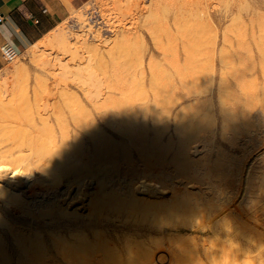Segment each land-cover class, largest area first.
Instances as JSON below:
<instances>
[{"label":"bare ground","instance_id":"obj_1","mask_svg":"<svg viewBox=\"0 0 264 264\" xmlns=\"http://www.w3.org/2000/svg\"><path fill=\"white\" fill-rule=\"evenodd\" d=\"M118 1H123L124 7L127 8L132 4L131 1L133 2ZM181 1L183 3L184 0H150L154 9L155 6L161 9L159 12L153 11L154 14L150 13L159 15L162 11L182 7ZM134 2L135 6L133 4L132 8L136 11L135 8L138 9L139 6L137 0ZM218 2L225 4L226 0ZM114 5L122 8L119 3ZM208 6L210 7L206 4L200 6V15L208 12ZM110 8L107 7L106 10ZM111 9L112 12L119 11L115 7ZM107 11L106 14L109 12ZM194 12L197 13L193 11V15ZM181 13L179 15L182 18ZM106 14L104 16L107 18ZM110 20L108 22L113 19ZM81 21L84 22L85 18ZM174 23L180 25L178 21ZM84 24L88 26L86 28L89 33L95 30L91 28L89 20ZM109 24L115 33L113 40L105 38L99 42L101 39L96 37L100 40H97L98 44H94L95 42H88L87 36L80 37L85 51L93 49L101 58L105 57V52L108 57L103 59L104 63L103 60L102 63L99 62L106 66L104 69L99 64L100 72L104 69L99 83H90L86 87L74 85L72 82L48 85L41 91L34 90L32 94L33 98L36 96L37 104L30 102V107L26 108L28 112L25 111L27 118L14 116L16 120L12 117L11 121L6 122L10 131L13 127L17 129V133L18 129L19 132L20 129H25L26 133L22 132L21 138L15 132L16 135H8V138L2 141L3 149H0V264H56L69 262L71 258L75 260L74 264H111V253L119 245H130L132 239L134 242L130 246L135 244L136 248L130 250L126 247L125 252L128 253L124 252V259L121 257L123 254L117 255L115 252L118 260L116 263L128 264L133 260L139 262L149 256L167 264H195L196 261L197 264H203L200 257L191 260L193 254L190 253L192 248H189L190 245L195 247L196 243L193 242L192 235L180 234L179 227L196 232L210 231L211 234L222 232L226 237L225 244L221 243L222 247H227V243L229 250L225 249L231 254L229 251L237 249L235 250L236 247L231 243V235L226 232L236 227L233 226V220L237 217L242 219L241 216H236L235 219V215L248 213L254 205L256 207L253 202L264 196V151H254L255 144L251 143V134L257 136L261 131L260 127L264 125V39L255 40L257 53L251 51L252 46L247 47L251 42L239 38L228 43L226 39H222L221 49L218 48L219 53H216L215 44L209 39L212 36L209 35L207 39L203 37L199 43H205L204 39H209V42L212 40L210 46L213 50L205 44L202 45L204 48H201L195 44V36L185 39L186 35L183 33L187 28H183L185 31L181 30L185 36L184 41L179 39L181 51L160 54L149 52L147 66H143L146 57L139 55L140 58L134 60L139 67L136 69L133 67L136 65L134 62L131 67L126 64L128 59L126 63L122 60L126 57L122 55L126 51L120 53L118 47L124 43L127 45L132 37L138 36V32L124 28L125 26L117 27L119 24L114 22ZM150 24L152 25L151 22ZM175 25L174 30H179V38L183 39L179 33L182 32V26L176 30ZM154 28L158 26L154 25L151 31ZM166 28L167 36L174 33L169 31L171 29L168 25ZM191 28L195 30L196 27H190V31ZM154 30L153 33H156L159 29ZM59 31L61 33L60 29ZM159 31L164 32L161 28ZM85 33L81 35L84 36ZM193 33L195 34V31ZM93 35L92 38L95 39V34ZM173 35L165 38H173L176 34ZM155 36L157 38L156 34ZM203 40L204 42H201ZM176 41L177 39L171 48H176L173 46ZM170 43L167 45L171 46ZM102 44L108 45L104 52L103 48L101 50ZM156 44L157 42L154 45ZM175 44L177 46V42ZM237 45H242L241 53L240 50L231 49L232 46L241 48ZM114 48H117V53ZM120 48L122 49V46ZM162 48L161 51L165 50L164 46ZM171 48H166V51ZM130 55L127 56L132 57ZM76 56H80V52ZM82 57L87 58L84 55ZM36 60L42 72L45 68L44 58L41 56ZM18 68L20 67H16ZM12 87H0V104L3 105L1 109L7 104L4 98L14 90ZM18 94L20 96V93ZM18 111L20 113V109H17L16 113ZM32 116L33 121L30 118ZM21 118L25 120L21 121ZM51 120L55 121V125L65 124L62 130L58 125L61 130L59 131H71L72 140L74 139L79 149H70L69 146L72 147L73 144L67 143L68 140H46L50 138L51 133L58 132ZM36 122H40L41 126L36 125ZM23 134L26 136L25 142L22 141ZM48 143L51 147L47 146ZM38 144L47 146V149H36ZM89 184L93 185L92 192L86 188ZM132 187L135 188V193L130 198L143 200L144 205L140 206L139 212L134 211L132 207L136 204L130 205L133 203L130 200L131 203L128 204L129 207L132 206L131 210L129 208L130 211L127 212L126 203L125 214H128V218L131 211L139 214L141 207L147 204L149 207L146 206L144 211L149 213V220L140 224L148 217H144V213L142 219L140 213L141 221L138 220L139 224L135 225L132 222L139 218L134 219V214L130 221V218L120 220L119 211L115 210L118 214H113L114 209L113 215L109 214L117 215L118 218L114 217L118 220L111 216L112 220L108 221L107 213L108 218L101 215L102 209L106 212L105 208H108L107 204L111 198H115L113 202L118 208L115 200L122 201V197L126 199L127 188ZM106 198H109V203L105 201ZM81 200L85 201L81 207L85 206L86 211H91L87 216L85 212L72 206L75 201ZM122 205H119L120 208ZM108 206L110 207V204ZM119 210L122 211V208ZM124 211L123 214L120 213L121 217L124 216ZM9 217L14 219L13 223L7 222L6 218ZM244 217L238 224L239 227L244 222ZM244 224L245 222L241 226ZM246 228L247 226L245 231L248 230ZM250 228V231L253 229L255 232L248 230V234H245L248 235L246 240L252 241L261 258L260 262L255 264H264V227L258 231L254 229L255 226ZM241 230L242 228L239 232ZM220 239L215 240L219 245L218 241H223V238ZM205 244L207 246V243ZM111 246L114 250L110 249ZM104 250L110 254L104 253ZM235 254L233 256H239V253ZM253 256L248 259L244 256L243 261L247 259L248 263H252L250 258L257 260ZM59 257L62 259H58ZM106 257H110L108 263ZM225 257L228 259L229 255ZM73 260L67 263L70 264ZM213 260H217V256L214 255ZM216 262L214 261L215 264Z\"/></svg>","mask_w":264,"mask_h":264},{"label":"rangeland","instance_id":"obj_2","mask_svg":"<svg viewBox=\"0 0 264 264\" xmlns=\"http://www.w3.org/2000/svg\"><path fill=\"white\" fill-rule=\"evenodd\" d=\"M149 1L148 0H137L139 8L138 9L135 8L136 11H134V9H133L134 7L132 8L133 4L135 6L134 0H133V2L131 1L132 4L129 5L131 8H129V6H128V8L124 7L123 1H122V3H123L122 4L118 0L117 1L116 0L115 1L114 0H86V1L77 2V3H74L73 1H70V0H62L63 4L65 5V8H66V13L62 17L60 22L53 29H51L48 33H46L39 41H37L33 45H30L29 47H27V49L24 52L14 55L11 59H4L3 66L0 69V87L4 86V85H10V86H13L12 89H14L15 91L14 90L11 91V94L7 95V97L4 98L5 104L7 103L6 104L7 107L4 105L5 106L4 107L5 110H4V108L1 109V107L3 105L0 104V109H1L0 110V142L2 143V141L7 139L8 135L12 136V135H16L17 134V135H19V137L20 136L22 137L21 134H22V132L25 131V129H20V132H19V129H18V133H17V129L15 130V128L11 127V131H12L11 132L10 131V126L6 122L9 121V120L11 121L12 117H13V120L14 119L16 120V118H15L16 116L18 118L20 116L24 117L25 113L28 112L26 108L30 107V102H32L33 105L37 104L36 96H34V98H33V94H32V92L34 90L41 91V89H45L48 85H52V86L53 85H62L64 83L69 84V83H72V82H74V85L75 84L81 85V86L82 85L83 86L86 85V87H88V85L90 83H93V84L99 83V77L102 76L101 72L104 69H106L105 68L106 67L105 64H100V63H102L101 60H103V59L106 60V58H108L107 55L104 52L106 50V48L108 47V45L107 44H105L106 46L104 44L101 45V50L104 49L103 52H104V55H105L104 58L103 57L101 58L100 57L101 55L99 53H95V51H93V49H91L92 51L90 49H89V51H85L86 49L82 48L84 46H82V44H81L80 37L87 36L86 38L88 39V42H90V43L95 42L94 44H96V43L98 44L99 42L103 41L105 38L113 40L115 33H114L113 28L110 27L109 23H111V22L112 23L114 22L116 25L119 24V25H117V27L125 26L124 28L131 29V31H133V32L134 31L138 32V36L132 37V39H131L134 42H132L130 40L129 42H127V45H126V43H124V45H120V46H122V49L120 48V46L118 47V49H120L119 52L121 51L120 53H122V52L125 53V51H126L125 54H122L124 57L126 55V57L125 58L123 57L124 59H122V60L125 61V63H126V60L128 59L129 62H127L126 64H130L131 67H132L131 63L132 62L135 63L134 60L140 58L139 55H144L146 57L145 61L143 62V66H147V65H149L148 63L146 64V61L148 60L147 58H148L149 52H150V54L151 53H153V54L159 53L160 54L162 52L173 53V52H176V51H181L182 47L180 49V45L179 44H181L180 42L182 40L184 41V37H185L184 35H186L185 39H187L189 37H191L189 39H192V35L195 36V39H196L195 40V42H196L195 44L200 45L201 48H204V46H202L204 44L207 47L209 45V48H210L211 47L210 44L212 45L211 42L213 40V42L215 44V49L214 50L216 51V53H219L218 50H217L218 48L221 49L220 46L222 44V39H226L228 43H229V41L233 42V40L239 39V38L245 40V42H251L250 45L247 46V47H251L252 46L251 47V51L254 52V53H257V49L255 47V40L256 39L257 40L264 39V0H226L225 4L219 3L218 0H186V1L184 0L185 2L184 1H183V3H182V1L180 2V6H182V7H177L176 9H172V10L168 9L167 11H162L161 13H159V15H156V14L152 15L150 13V12L153 13V11L154 12H157V11L159 12L161 9L160 10L157 9L156 6H155V9H154V5L151 4V2H149ZM112 3H113V5H112ZM114 3H116V4L119 3L120 5L122 4L121 5L122 8L119 5H114ZM185 4L187 5V7H186ZM205 4H206V6L210 5V7L209 6L207 7L208 8L207 9L208 12L205 11V12H207L209 14L206 13V14L200 15L202 12L200 11V13H199L198 10H201L200 6H203ZM105 5H106V7H104ZM107 7H109V8L110 7L111 8L115 7V9H119V11L116 10V11H114L115 12L114 13V12H112V9L110 8L111 11H110V9L108 11L112 12L113 13L112 14V13H109L106 10ZM151 7H152V9H151ZM184 7H186V8H184ZM193 8H194V10H192ZM178 9H179L180 12L177 11ZM106 11L108 12L107 14H106ZM193 11L197 12V13L194 12L196 15L195 14L193 15ZM176 12H179V13L182 12L181 14H183V15L186 14L187 17H186V15H185V17L187 19L183 15H181L182 16V18H181L179 13L176 14ZM105 14L107 15V18H106V16H104ZM225 14H226V16L224 17ZM109 15H110V18L113 17V18H111V20L113 19L112 21L110 20ZM188 15H189V18H188ZM198 15H200V16H198ZM176 16L177 17L179 16L181 18V20H179L180 18L178 19ZM173 17H175V19ZM183 17H184V20H183ZM83 18H85L84 22L81 21V20H83ZM107 19L110 20L111 22H108ZM154 19H155V21H154ZM86 20L87 21L89 20L90 25H92L91 28H93V30L95 29L94 31L95 32L97 31L96 33H94V31H91V33L88 32L89 30H87V28H86L88 26L84 24L86 22ZM156 21H157V24H156ZM176 21H178V23H180V25H175L174 22H176ZM150 22L152 23V25L150 24ZM81 23H82V26H81ZM153 23H154L155 27H156V25L158 26V28H154V29H157V30L159 29L160 30V28H161V30H164V32L162 31L164 33V37H163V33H161V31H159V30H158L159 32L157 31L156 33H153L154 29L151 31V28L154 27ZM172 23H174L173 25L177 26L175 28L176 30H178L181 26L182 27L180 28V30L183 29V28H185V29L187 28L186 31H188L190 29V27H196L198 29L195 28V30H193L194 28L193 29L191 28L192 31L189 30V32H187L186 34H185L186 31L184 29H183L185 31L184 33L181 30L182 32H179V33H181V35H182L181 37L183 38V39H181V38H179L180 34H178L179 30L175 31L174 30V26L172 25ZM132 24H133V26H132ZM190 24H191V26H190ZM167 25H168L169 29H171L169 31L170 32H174V33H171V34L172 35L176 34L175 35L176 38L173 37L174 40L177 39V41H176L177 42V46L175 44L176 42L173 44V46L176 47V48L173 47L175 50L173 48H171L172 47V43L174 42V40H172L173 38L172 37H171L172 39L170 38L173 42H171V40L167 38L168 36H171V34L167 36V34L165 32V29H166V31H168V28H166ZM131 26L133 28H135V27L136 28L133 29V28H131ZM146 26H150L151 28L150 27H146ZM59 29L61 30V33H60ZM197 30H199L200 32L197 31ZM85 31H86V33H85ZM154 31H156V30H154ZM194 31H195L196 35L193 33ZM206 31H207V33H206ZM98 32H99V34H98ZM191 32H192V34H191ZM84 33L86 35H84V36L81 35V34H84ZM159 33H160L161 36L159 35ZM167 33H169V32H167ZM189 33H190L191 36L189 35ZM93 34H95V39L92 38V37H94ZM153 34H154V36H153ZM155 34L157 35V38H156ZM201 34H202V36H201ZM97 35H99V36H97ZM141 35H142V37H140ZM158 35L160 37V40H158L159 39ZM209 35L212 36V37L209 38L210 37ZM165 36H167L166 37L167 38L166 41H165V39H166ZM96 37H99L101 40L99 38L97 39ZM111 37H112V39H111ZM203 37L206 38V39L209 38V39H212V40H211V42H209V39L208 40L204 39L206 42L201 44V43H199L200 42L199 40H202ZM76 38H77V40H76ZM154 39H157L158 41H156V40L154 41ZM97 40L98 41L100 40V41L98 42ZM141 40L143 42V45H142V42H140ZM169 40H170L171 43L170 42L167 43V41H169ZM204 40L201 41V42H204ZM207 41L209 43H207ZM156 42H157L156 45H158V47L156 45H154ZM130 43L133 44V45H131ZM169 43L171 44V46L167 45ZM122 44H123V41H122ZM135 44H137V45H135ZM159 44L161 45V48L164 46L165 50L161 51V48H159V46H160ZM133 46H134V48H133ZM237 46H241V48H236V46H232L231 49L240 50L239 52L241 53V51L243 50L242 45H237ZM123 47L125 48V50H124ZM169 47L171 49H173V50L169 49V51H166V48L168 49ZM114 50H115L114 52H116V51L118 52L117 48H114ZM131 50H133V51H131ZM212 50H213V48H212ZM79 52H80V56H76ZM130 53H132V54L130 55ZM128 54L130 56H132V57L127 56ZM40 55L42 56V58H44V61H45V68H44V70L42 72L40 71L41 66H40V64L39 65L37 64V60H36V59H39L41 57ZM83 55L87 56V58L85 59L84 57H82ZM154 57H155V55H153V58ZM103 63H104V60H103ZM99 64L101 65V68H104V69H102L101 72H100V69H99V66H100ZM135 64L136 65H134L133 67L134 68L136 67V69H138L139 67H137L138 66L137 63H135ZM16 67H20V68L16 69ZM146 86H147V82H146ZM23 89H25V90H23ZM26 89H27V91H26ZM85 89H87V88H85ZM18 93H20V96H19ZM17 96H19V97H17ZM8 100H10V101H8ZM16 105H18V106L16 107ZM14 106H15V108H14ZM21 107H24V108H21ZM17 109L18 110L20 109V113L21 114L19 113V111H18V113H16ZM21 109H22V111H21ZM7 111H9V112H7ZM33 116L30 117L32 121H33ZM21 119H20L21 121L25 120L23 118H21ZM36 123H37L36 125L41 126L40 122H36ZM51 123L55 125V121L51 120ZM58 125H60V124H58ZM58 125H55L58 132L51 133L52 136H53L52 137L51 134H50V138L52 137L51 140H49L50 138H48L46 140L47 141L54 140V141H60V142L62 140H63V142L68 140L67 143H69L70 145L73 144L72 147L69 146L70 149H72V148L73 149H79L78 148L79 146L78 147L76 146L77 143L74 141V139L72 140V136H73L72 132L71 131L60 132L62 130V128H64L65 124L64 125L62 124V126L61 125L59 126L61 130L58 128ZM27 127H29V126H27ZM260 130L261 131H260V133H258L257 136H254V133L251 134L252 135V139H253L251 143L254 142V144H255L254 151H256L257 149H263V151H264V125H262V127H260ZM28 131H29V129H28ZM25 133H26V131H25ZM54 133H55V136H54ZM64 133H65V135H64ZM81 134H83V133H81ZM81 134H79V138L82 140ZM25 137L26 136L23 134V139H22L23 142H25V139H24ZM26 141H27V139H26ZM3 143L0 144L2 146V147L0 146V149H3V147H4ZM42 144H41V146H40V144H38L39 147L36 146L37 147L36 149H38V148L42 149L44 147V145H42ZM45 144H46V141H45ZM47 146L51 147L50 144L47 145ZM47 146L44 147L43 149H47ZM69 147L67 149H69ZM48 149H50V148H48ZM250 162H252V161H250ZM69 170H71V168ZM86 188L90 192H92L94 190L93 189V185H91V184L87 185ZM127 189L128 190H127L126 193H128V194H126V199L121 196L122 197V201H121V199H116L115 200L117 202L118 208L115 205V203L113 202V200L115 198L114 199L111 198L112 200L111 199L109 200V198L105 199V201H108V200L110 201V203H109V201L107 203L110 204V207H112V209L108 206L109 204H107L108 208H105L106 212L104 211V209H102L101 212L103 214L101 213V215H105V217L108 215L109 216L108 221H110L111 216L113 214H118V213H115L116 212L115 210L119 211V214H118L119 218L117 217V215H114V216H116L120 220L127 219L128 218L127 217L128 214L126 215L125 214L126 211H124V209L127 208V205H125L126 203L128 204V202H129V204H130L131 201H133V203H131L130 205H132V204L133 205H135V204L137 205V206L135 205L133 207L131 206L134 211H138L140 206L144 203L143 200L139 201L137 199L134 200V199L130 198V197H132L133 193H135V188L132 187V188H127ZM133 189H134V191H133ZM263 198H264V196L262 198L258 197V199L255 200V202H253V204H256V207L254 205L253 209L249 210L248 213H241L240 215L236 214V213H233V215L236 214L235 217H234L235 219H236V216H241L242 219L240 220V219H238L240 217H237L236 220L239 221L238 223H237L236 220H233V221H235V225H233V226H236V227H234V229L232 227L231 228L232 230L228 231L226 233L231 235V243L233 244V246L236 247V248L235 247L234 248H235V250L237 249L236 251L239 254L236 251H234V250H233L234 252L233 251H229V252H231V254L228 253L226 251V249L229 250L227 243H226L227 247H224L225 245H223V247H222V244L223 243L225 244V238H226L225 235L222 234V232H221V234H211L210 231L209 232H206V231H202V232H198L197 231L196 232V231H193V230H190V229L188 230V229H183V228L179 227L180 228V234H186L187 233L186 235H189V236L192 235L191 237L193 239V242L196 243L195 247L193 245H190V248H189V249L192 248V250H194L193 252H192V250L190 252V253H192L194 255L193 256V255L190 254L191 255V260L194 259V257H195V259L200 257L202 259V263L203 264H215L214 261H217L216 264H224V263L225 264H228V263L229 264H238L239 261H240L239 264H245L246 262L248 263V261H249L247 259L250 256L252 257L254 255L253 257L256 258L257 260H255V259L252 260L251 258H250V260L252 261L253 264L258 262L261 259L259 257V252L254 247V244H252V241L249 242V241H247L248 239L246 240L248 235H245V234H246V232L248 234V230H249L250 227L254 228V226H255L254 229H256V231H258V230H260V228L264 227V200H263ZM260 199H262V200H260ZM258 200H260V201L257 202ZM237 201H239V199ZM237 201H236V203H237ZM77 202H79V203H77ZM139 203H141V204L139 205ZM83 204H85L84 200L83 201L82 200L81 201H75L72 204V206H73V208L76 207L77 209L82 210L83 212L86 213V216H87V214L91 213V211H89V210L86 211L87 209H86L85 206L81 207V205H83ZM129 204H128V209H127L128 213L131 210V207H129L130 206ZM113 205H115L114 208H113ZM119 205L120 206L122 205L121 208H122V211H124V216L125 217L124 216L121 217L120 213L123 214V212L119 210V209H121ZM125 206H126V208H124ZM146 206H148V205L146 204ZM145 207H141V209H140L141 210V212H140L141 214L140 213L139 214H140V218H141V215H142V219H143L144 213L146 212L144 210L147 209V207L146 208ZM115 208H117V209H115ZM129 208H130V210H129ZM135 209H137V210H135ZM112 210L114 211L113 214H112ZM82 211H80V212H82ZM107 211H109V212H107ZM134 211L130 212V215H129L130 219L128 218L129 219V220L127 219L128 221L132 220L133 219L132 217H134V215H135L134 219L135 218H139V214H138L139 211L137 212V214H136V212L134 214ZM142 211H143V213H142ZM106 213H107V215H106ZM109 213L112 214V215H110ZM147 214L149 215V213H145L144 217H147L148 216ZM136 215H138V216H136ZM243 215H245V217ZM108 216H107V218H108ZM114 216H112V218H116ZM243 217H244V222H245L244 226L246 225L247 222H249V224L247 223V225H246L247 228H248V230H246V231L244 229L246 226L245 227L241 226L244 222L240 225V227L238 225L239 223H241L240 221H243ZM117 218L115 220H118ZM140 218L134 220V222H132V221L131 222L134 223L135 225L136 224L138 225L139 221H141ZM6 219H7V222H9V223H13L14 222V219L12 217H9V218H6ZM145 219H143L140 224H142L144 221L146 222L147 220H149V216L147 217L146 220ZM253 222H255V223L253 224ZM248 225H249V227H248ZM239 228L240 229L242 228V230H244V231L241 230V232H239V230H240ZM234 230H237L240 234L237 231L234 232ZM252 231H253V229H252ZM252 231H250V232L251 233L255 232V231H253V232ZM250 232H249V234H250ZM119 234H122V233L119 232ZM243 234L246 237L242 236ZM216 237L217 238H221V239L223 238L224 242L221 239L220 240L222 242L218 241V242H220L221 250H219L220 249V245L216 242L217 241ZM242 237H244V238H242ZM133 242H134V239L131 240V243H133ZM212 242L214 244H216V245H214ZM131 243H130V245H131ZM205 243H207V246H206ZM130 245H127V246L122 245V247H120V245H119V247L116 248L117 250L115 249L116 251L111 246L110 249H112L114 251L112 252L111 250H109V249L108 250L112 252L111 256L113 255L112 256L113 258L111 256L110 257L112 258L111 260H113V261H110V259H109L110 257H108L109 260L106 257L107 263H108V261H110L111 264L114 261L115 262L113 264L118 262V260H116L117 256L115 257V255H114L115 252H117L116 253L117 255L119 253L123 254V256H121V257H122V259H124V252H125V248L126 247H128L130 250L132 248L133 249L136 248L135 244L134 245L132 244V247ZM201 246H203V247H201ZM233 246H231V248ZM203 249H204V251H203ZM242 249L245 250V251L247 250V251L246 252L242 251ZM126 250H127V248H126ZM224 250L226 252H224ZM106 251L107 250H104V253H109L110 254L109 251L108 252H106ZM210 251H211V253H210ZM212 251H214V252L216 251V253H214ZM126 252H125V254H126ZM205 253H206V255H205ZM208 253H210V254H208ZM217 253H220V254H223V255L225 253H227V254L222 256V255L217 254ZM235 253H237L239 256H237V257L233 256ZM240 253L247 258V259L245 258L246 261H243L244 256L240 255ZM109 254H107V255H109ZM211 254L213 256L214 255L217 256V260H213V256H211ZM237 254H235V255H237ZM226 255H229L228 259L225 257ZM230 255H232L231 256L232 259H231ZM206 256H208L209 259H208V257L206 258ZM218 257H220V258H218ZM58 259H62V258L59 257ZM154 259H152V257L147 256L146 258H142L141 260H139V262H138V260H133V261H131L132 263L130 262L128 264H136V263L138 264L140 262L142 264H155L156 262L158 264H160V263L161 264H167V262H158V261H156ZM221 259L222 260L224 259V260L222 261ZM225 259H227V261ZM71 260H73V258H71L69 260V262ZM74 261L75 260H73L70 264H74L73 263ZM149 261H150V263H149ZM218 261L219 262L222 261V262L219 263ZM253 261H255V262H253ZM46 262H48V261H46ZM67 262L66 263L58 262V263L59 264H68L69 262L68 263ZM43 263H45V262H43ZM58 263H56V264H58ZM250 263L251 262H249L248 264H250ZM116 264H118V263H116ZM121 264H125V263L122 262ZM195 264H197V261H196Z\"/></svg>","mask_w":264,"mask_h":264},{"label":"crops","instance_id":"obj_3","mask_svg":"<svg viewBox=\"0 0 264 264\" xmlns=\"http://www.w3.org/2000/svg\"><path fill=\"white\" fill-rule=\"evenodd\" d=\"M65 13L62 0H0V44L7 43L20 54L53 29ZM3 62L0 52V69Z\"/></svg>","mask_w":264,"mask_h":264},{"label":"built area","instance_id":"obj_4","mask_svg":"<svg viewBox=\"0 0 264 264\" xmlns=\"http://www.w3.org/2000/svg\"><path fill=\"white\" fill-rule=\"evenodd\" d=\"M1 22V16H0ZM0 52L4 59H11L16 53L7 43L0 44Z\"/></svg>","mask_w":264,"mask_h":264}]
</instances>
